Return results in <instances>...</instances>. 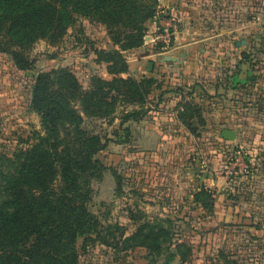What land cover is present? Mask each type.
Instances as JSON below:
<instances>
[{
	"label": "rangeland",
	"instance_id": "rangeland-1",
	"mask_svg": "<svg viewBox=\"0 0 264 264\" xmlns=\"http://www.w3.org/2000/svg\"><path fill=\"white\" fill-rule=\"evenodd\" d=\"M125 1L138 13L129 24L71 15L23 47L0 31V185H56L77 264H264V24H239L223 56L198 43L184 57L174 0ZM37 78L81 118L83 136L65 120L51 136L33 102ZM62 168L74 183L60 184Z\"/></svg>",
	"mask_w": 264,
	"mask_h": 264
},
{
	"label": "trees",
	"instance_id": "trees-1",
	"mask_svg": "<svg viewBox=\"0 0 264 264\" xmlns=\"http://www.w3.org/2000/svg\"><path fill=\"white\" fill-rule=\"evenodd\" d=\"M50 1L0 0V31L13 40V46L23 47L38 31L37 27L39 31L55 32L61 24L72 23L71 15L94 17L104 23L109 20L111 24H129L131 18L136 19L138 15L137 8L128 7L125 0H78L77 4L73 0H53L54 6L49 4ZM137 31L143 32L142 28ZM137 39H127L125 47H135ZM11 56L19 69H26L16 54ZM44 82L43 78H37L33 102L47 122L51 136L55 135V124L60 120L68 121L75 132L83 136L79 130L81 118L53 97H46L43 92L45 85H40ZM96 82L103 85L100 89L110 85ZM115 82L129 84L135 91L140 88L131 81ZM125 93L132 94L130 88ZM124 132L127 137L128 131L125 129ZM89 140L99 143L97 137ZM47 147L51 155H57L54 144ZM60 176L61 185L75 181L71 171L65 168L60 170ZM248 179L253 183L260 182L257 174L248 176ZM61 202L56 185L25 191H17L9 182H5L4 187L0 185V264H77L73 248L75 232L63 221Z\"/></svg>",
	"mask_w": 264,
	"mask_h": 264
},
{
	"label": "crops",
	"instance_id": "crops-1",
	"mask_svg": "<svg viewBox=\"0 0 264 264\" xmlns=\"http://www.w3.org/2000/svg\"><path fill=\"white\" fill-rule=\"evenodd\" d=\"M170 13L176 15L175 17L178 16L179 24L188 28L187 32L179 34L177 39L180 40L175 44L174 51L187 46L189 49L183 52L182 56H190L197 49L198 43H203L198 53L205 56L218 54L223 56L228 52L229 46L226 43L229 40H236L234 31H239V24H264V0H179L178 2L174 0ZM194 24H228L230 30L229 33L221 29L216 33L197 34L191 29ZM211 42L216 45L214 48H210ZM247 182L251 185L259 184L249 179Z\"/></svg>",
	"mask_w": 264,
	"mask_h": 264
},
{
	"label": "water",
	"instance_id": "water-1",
	"mask_svg": "<svg viewBox=\"0 0 264 264\" xmlns=\"http://www.w3.org/2000/svg\"><path fill=\"white\" fill-rule=\"evenodd\" d=\"M163 61H173V59L169 57H164ZM151 63L149 64L148 69H151ZM220 137L224 140L233 141L235 138V133L233 131L225 130L221 133Z\"/></svg>",
	"mask_w": 264,
	"mask_h": 264
},
{
	"label": "built area",
	"instance_id": "built-area-1",
	"mask_svg": "<svg viewBox=\"0 0 264 264\" xmlns=\"http://www.w3.org/2000/svg\"><path fill=\"white\" fill-rule=\"evenodd\" d=\"M176 23H177L176 22V19L174 17H170V18L167 19V21L164 24H171V25H173V24H176Z\"/></svg>",
	"mask_w": 264,
	"mask_h": 264
}]
</instances>
